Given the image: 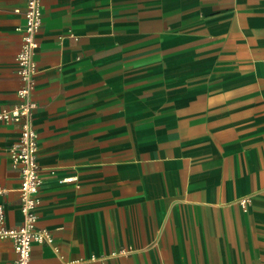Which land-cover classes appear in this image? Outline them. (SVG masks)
I'll use <instances>...</instances> for the list:
<instances>
[{
	"label": "crops",
	"instance_id": "1",
	"mask_svg": "<svg viewBox=\"0 0 264 264\" xmlns=\"http://www.w3.org/2000/svg\"><path fill=\"white\" fill-rule=\"evenodd\" d=\"M25 7L0 0V110L18 101ZM42 13L33 127L53 243L30 264H264V0H42ZM20 134L0 122L9 228L23 223ZM16 258L0 240V264Z\"/></svg>",
	"mask_w": 264,
	"mask_h": 264
},
{
	"label": "built area",
	"instance_id": "2",
	"mask_svg": "<svg viewBox=\"0 0 264 264\" xmlns=\"http://www.w3.org/2000/svg\"><path fill=\"white\" fill-rule=\"evenodd\" d=\"M25 24L18 27L21 47L15 64L21 87L17 91V103L11 108L0 110V122L20 126V138L10 148L12 165L21 172L20 209L23 223L19 227L6 226L4 206L0 204V240H11L17 258L11 264H30L34 243H53L52 234L38 226V209L41 205L40 192L43 186L39 164L40 143L33 127V114L37 108L35 100V76L37 65L35 54L39 49V33L42 27V0H25ZM20 12V10H16ZM76 177H66L62 183L76 181ZM240 205L248 211V199H241Z\"/></svg>",
	"mask_w": 264,
	"mask_h": 264
}]
</instances>
